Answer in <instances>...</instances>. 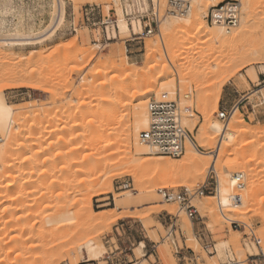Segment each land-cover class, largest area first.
<instances>
[{
  "label": "rangeland",
  "instance_id": "obj_1",
  "mask_svg": "<svg viewBox=\"0 0 264 264\" xmlns=\"http://www.w3.org/2000/svg\"><path fill=\"white\" fill-rule=\"evenodd\" d=\"M7 1L0 0V7L3 8V5L4 8H13L14 11L5 15L7 30L4 33H7V36L13 35V31L19 25V29L27 32V34H32L34 37L35 35H42V39L46 40L35 46L5 48L0 56V95L5 98L7 103L16 105L17 108L25 107L30 102L34 105L37 103V106H39V109H37L41 111H33L27 116H23L24 118L22 116L18 117L19 119L16 118L15 125L19 130L15 129L11 141L6 144L0 155V164L10 165V167H6L7 171H0V181L5 184L14 176L22 178L20 184H16L11 189L13 193L9 192L12 195H6L8 193L7 189H3V193L2 191L0 192V194L2 193L1 196H10L9 198L14 196V199L10 200L6 196H3L2 199L0 198V216L4 215L2 218L0 217V222L3 223H0V248L2 249L0 250V264H77L78 262L80 264L82 260L89 259L85 253L80 251V246L89 238L95 241L100 248L102 246L103 252L105 251L102 260L92 261L95 264H123L126 260H133L139 264H237L240 260H243L244 264H251L249 262L250 256L256 255L258 250L255 246L248 245L245 241L244 234L248 233V230L245 233L244 228L236 230L232 228L230 221H239L253 229L258 237L262 239L264 247V201H262L264 199V162L263 164L260 163L264 157V152H260V154L255 156L254 151V149H260L261 145L256 144V146L247 147L245 151L241 148V142L244 139L240 136L234 137L235 142L232 147L226 148V150L221 148L217 163L218 165L221 160L233 157L232 162H227L221 171H218L219 184L230 189V195L232 196L234 187L231 184V177L235 173H243L245 175L246 188L241 192L243 198L239 205H243V200H246L247 204H245V208L242 206L243 209L245 210L249 207L253 211L241 217L239 214H233L230 217V221L224 220L218 199L215 198L216 204L214 202L213 208L208 207L209 201L205 198L215 196L206 194L205 196L193 198L192 204L199 212V220L192 222L186 213L180 210L178 204L167 203L162 197L158 196L159 189L142 192L143 185L136 182L125 164L127 150L120 141V143L118 142L119 146H117L119 147L117 155L112 160V162L116 163V166L108 170L105 179L95 181L92 186L93 189L92 187L88 189L82 187L80 189V186H82L80 185L82 184L81 182L84 181L83 184L85 185V181L87 182L89 179L88 169L95 164L94 160L90 158L86 162L83 161L85 156L91 153V150L89 148L90 138H88L90 134L89 130H87L90 128L89 123L88 120L82 122V117L84 113L88 112L86 107L89 108V106L86 105H96L97 108L117 106L112 117L114 122H111L112 127L109 126V128L115 129V131L113 130V134H115L113 138L118 140L121 131L119 128L125 125L123 121L127 120L126 117L128 118L131 114V107L134 101L133 94L142 92L147 88L149 89L153 85L159 87V81L174 78L177 86L175 92L179 89L182 94H186L189 91L193 92L192 99L184 100L182 98L181 103L183 106H191L193 108V112L187 116L188 120H193L192 128L189 125L185 126L192 133L195 143H197L198 136L207 133L211 122H218L223 127H230V124L232 125L234 122L233 117H230L227 122L221 121L218 117L223 110L222 105L226 104L228 110L231 111L232 107L239 104L242 100L244 101L242 103L244 110L235 109L240 119L251 129H259L264 132V0L252 1L249 12L245 11L243 0H233L241 2V22L234 29L242 27V30H240L242 34L233 44L231 50H229L230 47L226 50V54L229 55V52L234 53L237 50H243L250 57L232 65L226 64V67H223V64L227 59L225 57L222 61L217 59L218 52L213 53L214 45L205 43L206 41H203L204 38L198 35L193 28L173 30L165 36L164 43L167 45L168 57L165 56L161 42L156 46L157 52L161 54H158V57H161L156 60L147 59V37L159 34L160 25L166 19L182 16L167 17L160 23L159 29L155 30L153 35L147 36L144 22L135 21L131 23L124 16L125 7L128 8L129 5H134V2L131 1ZM57 1L62 2L63 18L58 25L59 27L57 26V29H55L53 26H55L56 18L61 8L60 3ZM222 1L224 3L231 0ZM160 2L161 15H163L167 10V0H160ZM90 4L101 5L105 15H108L111 9L116 10L118 19H124L131 29L129 35H124L119 29L110 28L111 37L117 38L107 41L102 31L104 29H92L85 26L81 13L82 9ZM141 5L143 12L148 13L152 10L151 0H143ZM196 8L197 4L194 1L190 12H197L195 11ZM209 12L210 10L207 15L203 16V21H208ZM73 21L75 22L76 31L71 28ZM242 24L243 26H241ZM211 27L212 29L215 28L212 24ZM51 30L55 31L49 32ZM115 30H119L118 35H116ZM133 31L139 34V39L133 35ZM143 32L145 35L142 34ZM121 36L127 38L123 39ZM98 45H104L105 49L101 50ZM226 54L224 55L227 56ZM112 57L115 58L111 59ZM196 57L198 59L195 60ZM173 61L176 65L178 64L176 70L184 72V75L181 74L178 78L176 71H173L168 74L169 76L166 74V76L162 77L163 71L167 70L168 67L170 69V62L173 63ZM121 62H126L129 69L117 67L114 71L103 74L96 80L105 83L104 93L98 96H72L73 93L75 94L73 87L75 89L76 86L77 89L81 85H85L90 88L95 82L93 79L80 82L82 73L85 72L89 76L100 65L103 66L110 63L118 66ZM219 62L223 70H219L218 64L215 65V63ZM38 63L39 65L43 64L40 67L43 66L44 68L45 66L43 80L41 77L32 78L29 76V71L32 69L36 70L39 67L38 65L35 66ZM197 64L198 66L201 65V68L197 67ZM149 67H151L152 71ZM195 67L196 69L194 70ZM197 68L198 71L200 70L199 72L196 71ZM251 71H255L258 74L259 78L257 80L250 76ZM87 76L86 78H88ZM125 76L130 77L125 81ZM30 80L36 83L43 81L44 89L37 91L25 87V84L20 86L21 83H27ZM115 81H118L117 83L120 86L125 87L126 85L127 88H123V92H119V89L110 92V86ZM17 82L20 84L17 85ZM66 84L67 86H65ZM69 84H72V86ZM68 86H70L69 89L67 88ZM220 87L222 88V95L217 107H215L216 101L213 99L206 103V107L199 105L198 98H200V93L202 96L203 93L206 94V91L214 96V93H217ZM72 90L73 92H71ZM157 94L154 93L147 99V107L148 102L156 98ZM80 107L83 108L79 111L78 108ZM205 111L206 114L209 112L211 119L207 120ZM78 113L83 115L81 116ZM77 114L78 118L81 117V120L77 118ZM90 119L104 121L105 118L101 112H95L90 115ZM119 119H121L120 123H117ZM77 120L81 122L78 121L77 123ZM72 125H74V129ZM86 125L88 126L86 127ZM60 129L67 131L64 132ZM31 131L32 133H30ZM1 141L2 139L0 138V146L3 145ZM220 142L221 136L217 138V141L213 142L210 148L198 147L200 152L204 154H202V158L205 162L210 163L211 168L215 162ZM81 143L83 147H81ZM116 143L115 141L114 147H116ZM12 146L13 148H11ZM186 154L187 149L185 155L181 158L165 157L164 159L173 163H182ZM250 156L253 157L254 162H251L249 167L244 166V164L238 165L245 157ZM54 159H56L55 162ZM27 160L29 161L28 163ZM262 161H264V158ZM258 164L262 165L258 166ZM11 165L13 166L11 167ZM83 166L86 167L84 168ZM211 168L205 180H200V177L195 178L192 175L188 177V175L185 179H178V181L182 180L181 183H178L177 180L173 181L175 183L169 182L168 187L164 189L173 191H182L184 189L199 190L205 183L213 182L208 177ZM31 169L34 171L43 170L46 173L41 176L42 178L34 177L30 182L27 178ZM252 169H256V171L251 172ZM85 172L86 174H84ZM2 173L4 174L2 175ZM253 173L256 174L254 175ZM25 181L27 182L26 184ZM183 184L185 185L183 186ZM100 189L104 190L103 192L105 193L97 194ZM5 198L6 200L8 198L9 202H5ZM90 204L95 212L93 215L89 208ZM170 207L175 208L176 213H170L166 210ZM214 211L215 215L213 214ZM224 212L226 214L227 210L225 209ZM82 215L85 216L83 217ZM217 215L222 217L221 222L215 221L216 219L218 220ZM233 216L235 219H233ZM1 219H4L5 222ZM91 223L92 225H90ZM18 225L19 227H17ZM172 225L174 226L173 228L170 227ZM171 232L173 236L169 237ZM70 233L72 235L68 236ZM201 234H204V238L200 237ZM222 242H228V246L219 255L218 246ZM206 243L216 246V252L213 255L205 252L204 246ZM142 244L144 247L140 250ZM241 249L243 255L245 254L243 258L240 255L241 253H239ZM189 250L194 252V255H192L193 261L183 259V256ZM25 258L27 259L25 260Z\"/></svg>",
  "mask_w": 264,
  "mask_h": 264
},
{
  "label": "bare ground",
  "instance_id": "obj_2",
  "mask_svg": "<svg viewBox=\"0 0 264 264\" xmlns=\"http://www.w3.org/2000/svg\"><path fill=\"white\" fill-rule=\"evenodd\" d=\"M4 1H7V0H4ZM10 0H8L7 2H9ZM12 1V0H11ZM156 3L160 2V0H154ZM195 3L197 4V8L195 11L197 12H189L185 15H183L182 17H174V18H170V19H166L161 25H160V33L159 34H155L153 36H148L147 39H146V44H147V47H148V53L146 54L147 55V59L148 60H156L160 57H158V54L161 55L159 52H157V48L156 46L159 45V43L162 42V45L164 47V52H165V56L168 57V54H167V45H165V36H167L171 31L173 30H178V29H195L197 34L200 35L203 39V41L205 40L206 42L205 43H211L214 45V48H213V53L215 52H218V55H217V59H220L221 61L223 60V58L225 57L227 60L224 62L223 64V67H226V64L228 65H232V64H235L237 63L238 61H241V60H245V58H248L250 57L249 54H247L246 52H243V50L241 51H236V52H229L227 55V49L229 48V50H231V47H233V44L241 37V34H242V27H238L237 29H234L235 27H233V29L231 30L232 27H227V26H222V25H214V29H212L211 27V24L208 22V21H203V16L204 15H207L208 11L212 9L213 6H216L217 4H220L222 3L223 1L222 0H194ZM210 1V3H209ZM212 1V2H211ZM254 1V0H243V2L245 3V11L249 12V8L251 7L250 4L251 2ZM256 1V0H255ZM262 1V0H261ZM58 2V1H57ZM60 3V12L58 13V16L56 18V22H55V26H53L55 29H57V26L61 23V20L63 18V8H62V5L61 3L62 2H58ZM209 3V4H208ZM10 4V3H9ZM8 5V4H6ZM3 8L0 7V31H1V34H0V56L1 54L3 53V49L5 48H13V47H25V46H31V45H37V44H41L43 43L46 39H42V35L40 36H36L35 37L32 35V34H27V32H24L22 30L19 29V25H15L16 28L15 30L13 31L14 34L13 35H8L7 36V33L5 34L4 31L7 30V22L5 20V15L14 11L13 8H10V7H5L2 5ZM245 12V13H246ZM247 14V13H246ZM247 18V17H246ZM247 20V19H245ZM247 22V21H246ZM210 24V25H209ZM245 24V22H244ZM10 25V24H9ZM213 26V25H212ZM243 26V24L241 25ZM59 27V26H58ZM119 30L121 31V33H123L124 35H129L131 29L129 28V26L125 23L124 19H119ZM55 30H51L49 32H54ZM181 31V30H180ZM189 32V30H188ZM195 32V31H194ZM11 33V32H10ZM39 33V32H38ZM120 33V34H121ZM183 33V32H181ZM192 33V32H191ZM48 34V33H47ZM122 34V35H123ZM195 34V33H194ZM46 35V34H45ZM49 36V35H48ZM122 37V36H121ZM126 37V36H124ZM130 37V36H129ZM196 37V36H195ZM199 37V36H198ZM47 38V37H46ZM123 38V37H122ZM120 38V39H122ZM127 38V37H126ZM126 38H123V39H126ZM123 41V40H122ZM121 41V42H122ZM122 44H124V42H122ZM210 44V46H211ZM105 45V44H104ZM104 45H101L98 47L103 50L105 49V46ZM124 46V45H123ZM123 48V47H122ZM226 51V52H225ZM103 52V51H102ZM212 53V51H210ZM209 52V53H210ZM199 53V52H198ZM210 53V54H211ZM231 53V55H230ZM209 54V55H210ZM224 54H226L227 56H225ZM177 55V54H176ZM175 55V57H176ZM207 55V54H206ZM213 55V54H212ZM98 57V56H97ZM163 57V56H162ZM222 57V58H221ZM115 57H112L111 59H113ZM204 58V57H203ZM207 58V57H205ZM98 59V58H96ZM95 59V60H96ZM198 59L197 57L195 58V60ZM94 60V61H95ZM169 60V59H168ZM175 60V59H174ZM194 60V62H195ZM250 60H253V59H250ZM257 60V59H256ZM220 61V62H221ZM198 62V61H196ZM215 62V61H214ZM220 62L219 63H215V65L218 66L219 70H223V67L220 66ZM200 63V62H199ZM198 63V64H199ZM202 63V62H201ZM247 63V62H246ZM194 64V63H193ZM197 64V67L201 68L200 66H198ZM38 65L39 67H35L36 70H31L29 71V76L30 77H41V79L43 80V76L45 74V66L43 68V66L40 67V65H43L42 63L39 65L38 64H35V66ZM178 65V64H177ZM174 61L173 63L170 62V69L168 67L167 70H164L163 71V74H162V77L166 76V74H170L172 73L173 71H176V74L179 78V75L181 76L184 75V72H179L176 70V66H177ZM192 65V64H191ZM128 65L126 64V62H121V64H119L118 66H114V65H111L110 63L108 64H105V65H100L98 66L99 68L95 69L89 76H87L84 73H82L80 75V82H86L88 79H93L95 80V82L92 84V86L89 88L85 85H81L80 87H78L76 89V86H75V89L73 87V90H75V94L73 93V95L75 96H85V95H89V96H98L99 94H102L104 93V86H105V83L103 82H98L96 81L97 79H99L103 74H108L109 72H112L114 71L117 67L121 68V69H126L128 68L127 67ZM195 66V65H194ZM154 67V66H153ZM129 69V68H128ZM149 69L151 70V67H149ZM196 69V67L194 68V70ZM154 70V68H153ZM193 70V69H192ZM23 71V70H22ZM131 71V70H130ZM152 71V70H151ZM183 71V70H182ZM198 71V68L197 70ZM200 71V70H199ZM198 71V72H199ZM204 71V70H203ZM134 72V71H132ZM135 73V72H134ZM197 73V72H196ZM203 74V73H202ZM208 75V74H207ZM86 76L88 78H86ZM132 76V75H131ZM169 76V75H168ZM192 76V74H191ZM194 76V75H193ZM199 76V75H198ZM250 76L257 80L258 79V75L255 71H251L250 72ZM79 77V76H78ZM130 76H125V81L129 78ZM201 77V76H200ZM250 77V78H251ZM207 78V76H206ZM200 79V78H199ZM202 79V78H201ZM67 80V79H66ZM124 81V80H123ZM179 81V80H178ZM70 82V81H69ZM118 82V81H117ZM116 81L114 82V84H112L110 86V89L109 91L112 92V91H118L119 92H123V88L125 89L124 86H120L118 85ZM66 83H68V81H66ZM178 83V82H177ZM202 83V82H201ZM17 85L20 84L19 82L16 83ZM23 84H25L24 86L29 88V89H33V90H39V91H42L44 89V82H40V83H36V82H32L30 80V82L28 81L27 83H21L20 86H23ZM159 84L160 86L159 87H156V85H153L151 86V88H147L146 90H141L142 92H135L133 95V105L131 107V114L130 116L125 120L123 121L125 123L124 126H122L121 128V131L119 133V137H118V140L114 139L113 136L115 134H113V130L115 131V129H112L111 127V122L114 120L112 117H113V113L114 111L116 110V107L115 105H113V107L109 106V107H106V106H102L101 108H97L96 105H86V106H89V108L86 107V109H88V112H86V114L84 113V116L82 117L83 120H88V123H89V134L90 136L88 138H90L89 140V148L91 150V153L87 156L82 157L84 158L83 161L86 162L90 159L94 160L95 164L92 165L89 169H88V166H87V169H88V173H89V179H85L87 180V182L85 181V185L83 184V182H81L82 186H80L82 189V187L84 189H88L90 187L93 186L94 182L97 180H103L106 178L107 174H108V170L110 168H114L116 166V163L112 162L113 158L117 155V152H118V149L119 147V144L118 142L120 141L121 144L124 145V148L127 150V155H126V160H125V164L127 165V167L129 168V172H130V175L133 176V178L136 180L137 183L143 185V190L142 192H150V191H154L156 189H164V188H167L168 187V183H172L174 180H177L178 183H181V181H178V179L180 178H184L187 177H191L190 175H192L193 177L195 178H198L200 177L201 179L200 180H205L207 175H208V171L209 169L211 168L210 167V163L209 162H205V160L202 158V154L200 152V150L198 149V147H201V148H210V146H212L213 142L217 141V138H219V136H221V142L219 144V147H218V151H217V154L215 156V162L212 166V168H215L217 170V172L226 165L227 162H232L233 161V157H228V158H225L223 160L220 161V164L217 165L218 161H219V153L221 151V148H224V150H226V148H230L232 147V145L234 144V137H237V136H240L241 138H243L244 140L241 142V148H243V150L246 151V148L247 147H251V146H256V144H259L261 145V148L260 149H254L255 151V156L257 154H260V152H264V132L260 131L259 129L255 130V129H251L249 126L245 125L243 123V121L240 119V116L238 115V113L236 112V110L234 109L232 111V115L231 117H233V124L231 125L230 124V127H223V125L219 124L218 122H211L210 123V126L209 128L207 129V133H205L204 135H200L197 137V143L194 142V139L193 140H190L188 143H187V154H186V157L185 159L183 160L182 163H173V162H170L169 160H165L164 158L166 156H157L156 153H154V151L145 146V145H142L139 143L138 141V135L141 131L143 130H146L148 128V125H149V113H148V107H147V99L150 98V96H152L154 93H158L157 94V97L161 98L163 95H169L170 97L174 98L175 97V89H176V82L174 80V78L172 79H166V80H163V81H159ZM199 84V83H198ZM14 85V84H13ZM12 85V87H13ZM72 86V84H69ZM79 85V83H78ZM207 85V84H206ZM67 86V84L65 85ZM201 86V85H199ZM9 87H11L9 85ZM15 87V86H14ZM70 86H68L67 88L69 89ZM179 87V86H178ZM205 87V85H204ZM121 88V89H120ZM127 88V87H126ZM160 90H159V89ZM199 88V87H198ZM208 88V86H207ZM158 89V90H157ZM73 90L71 92H73ZM205 90V89H204ZM201 91L203 92V90L201 89ZM161 92H163V94H161ZM199 92V91H198ZM206 94L203 93V95L201 96V93H200V98H198V103L200 106H205L206 107V103L210 100H215L216 101V106H218V103H219V100L221 98V95H222V88L220 87V89L218 90L217 93H214L215 95L213 96V94H208L206 91H205ZM156 96V95H155ZM156 97V98H157ZM132 99V100H133ZM214 101V102H215ZM132 102V101H130ZM191 103V101H189ZM149 103V102H148ZM84 104V103H83ZM83 104H81L82 106H84ZM79 107V106H78ZM39 109V106H37V103L36 105H34L32 102L28 103L27 106L25 107H22V108H17V106L15 105H11L9 103H7V101L5 100V98L0 95V138L2 139L1 142H3L0 146V155L2 154L1 152H3V149L4 147L6 146V144H8L12 137H13V132L15 131V129L19 130V128H16V118L20 117V116H27V114L29 113H32L33 111H36ZM83 108V107H82ZM81 107L78 108L79 111L80 109H82ZM237 109V108H236ZM40 110H38L39 112ZM78 111V112H79ZM41 112V111H40ZM95 112H101V114L103 115V117L105 118L104 121L102 120H89L90 118V115L92 113H95ZM81 113V112H80ZM192 113V112H191ZM190 113V114H191ZM209 113V112H208ZM206 114V111H205V116L207 117V120L208 119H211V115L210 114ZM79 114V113H78ZM78 114H77V118H78ZM81 115V114H79ZM83 115V114H82ZM81 115V116H82ZM24 118V117H23ZM115 118V117H114ZM19 119V118H18ZM81 120V117L78 118ZM26 120V119H25ZM24 120V121H25ZM74 120V119H73ZM80 120H77V123L78 121ZM120 120L117 122V123H120ZM18 121V120H17ZM58 121H60L58 119ZM192 121L193 120H188V117L185 119V125H189L190 128H192ZM19 122V121H18ZM81 122V121H80ZM87 122V121H86ZM114 122V121H113ZM116 122V121H115ZM76 123V124H77ZM123 123V124H124ZM81 124V123H80ZM21 125V124H20ZM19 125V126H20ZM79 125V124H77ZM18 126V125H17ZM66 126V125H65ZM71 126V125H70ZM74 125H72V128H73ZM88 125H86L87 127ZM109 126H111L109 128ZM81 127V126H80ZM64 128V127H63ZM70 128V127H69ZM75 128V127H74ZM73 128V129H74ZM24 129V128H23ZM77 129V128H76ZM62 130V129H60ZM67 130L69 131V129L67 128ZM65 130V131H67ZM112 130V131H111ZM54 131V130H53ZM64 131V130H62ZM64 131V132H65ZM74 131V130H73ZM23 132V131H22ZM55 132V131H54ZM57 132V130H56ZM71 132V131H70ZM32 133V131L30 132ZM44 133V132H43ZM47 133V132H46ZM52 133V132H51ZM63 133V132H62ZM117 133V132H116ZM36 134V133H35ZM54 134V133H53ZM113 134V135H112ZM24 135V134H23ZM40 135V134H39ZM17 136V134H16ZM69 136V135H68ZM71 136V135H70ZM73 136V135H72ZM33 137V136H32ZM115 137V136H114ZM45 138V137H44ZM43 138V139H44ZM27 139V138H26ZM15 140V139H14ZM31 140V139H30ZM71 140V139H70ZM39 141V140H38ZM41 141V140H40ZM117 142L116 143V147L114 142ZM13 142V141H12ZM17 142V140H16ZM27 142H30V141H27ZM86 142V143H87ZM119 142V143H120ZM12 144V143H11ZM71 144V143H70ZM134 144V146H133ZM22 145V144H21ZM30 145V144H29ZM79 145V144H78ZM82 145V143H81ZM26 146V145H25ZM36 146V145H34ZM80 146V145H79ZM236 146V145H235ZM9 147V145H8ZM15 147V146H14ZM83 147V145L81 146ZM80 147V148H81ZM85 147V146H84ZM13 148V146L11 147ZM239 148V147H238ZM255 148V147H254ZM257 148V147H256ZM259 148V147H258ZM6 149V148H5ZM18 149V148H17ZM20 149V148H19ZM27 149V148H26ZM74 150V149H73ZM78 151V150H77ZM41 152V151H40ZM68 152V151H67ZM10 153V152H8ZM7 153V154H8ZM17 153V152H16ZM42 153V152H41ZM70 153V152H69ZM75 153V152H74ZM73 153V154H74ZM6 154V153H4ZM3 154V155H4ZM26 155V154H25ZM68 155V154H67ZM185 155V154H184ZM204 155V154H203ZM39 156V155H38ZM59 156V155H58ZM57 156V157H58ZM153 156H156V157H153ZM233 156V155H232ZM254 156V155H253ZM4 157V156H3ZM9 158V154L7 156ZM11 157V156H10ZM13 157V156H12ZM7 158V159H8ZM14 158V157H13ZM34 158V157H32ZM81 158V159H82ZM155 158V159H154ZM170 158V157H168ZM205 158V157H204ZM262 158V157H261ZM264 158V157H263ZM262 158V160H263ZM6 159V158H5ZM12 159V158H11ZM15 159V158H14ZM17 159V158H16ZM58 159V158H57ZM56 159H54V162H55ZM257 160V159H256ZM260 160V159H259ZM258 160V161H259ZM260 161V163L263 164L264 161ZM4 161V160H3ZM2 161V162H3ZM43 161V160H42ZM79 161V160H78ZM19 162V161H18ZM21 162V161H20ZM29 161L27 160V163ZM251 162H254L253 161V157L250 156V157H245L243 159V161H240L238 165H242L244 164V166H247L249 167L250 163ZM4 163V162H3ZM8 163V162H7ZM10 163V162H9ZM26 163V164H27ZM33 163V162H32ZM82 163V161H81ZM11 164V163H10ZM30 164V163H29ZM78 165V163H76ZM80 164V163H79ZM86 164V163H84ZM257 164V163H256ZM260 164V165H262ZM2 165V164H0ZM4 165V164H3ZM1 166L0 167V171H7L6 170V167H10L9 164H5L4 166ZM6 165H9V166H6ZM81 165V164H80ZM258 164V166H260ZM13 165H11L12 167ZM28 166V165H27ZM37 166V164H36ZM40 166V165H39ZM47 166V165H46ZM24 167V166H23ZM30 167V166H29ZM75 167V165H74ZM84 168L86 166H83ZM255 167V166H254ZM253 167V168H254ZM262 167V166H261ZM18 168H19V165H18ZM25 168V167H24ZM38 168V167H37ZM49 168V167H48ZM51 168V167H50ZM211 168V170H212ZM8 169V168H7ZM23 169V168H22ZM43 169V168H42ZM81 169V168H80ZM83 169V168H82ZM13 170V168H12ZM49 170V169H48ZM76 170V169H74ZM256 169H252L251 172H255ZM33 170L31 169L30 172H29V176H28V181L32 180L34 177H38L40 178L41 176H44L45 175V171H41V170ZM80 171V170H79ZM77 171L79 174L80 172ZM15 172V171H13ZM52 172V171H51ZM76 172V171H75ZM258 172V171H257ZM5 173V172H4ZM2 173V175L4 174ZM210 173V172H209ZM260 173V172H259ZM1 174V173H0ZM73 174V173H72ZM76 174V173H75ZM86 174V172L84 173ZM254 174V173H253ZM256 174V173H255ZM254 174V175H255ZM21 175V174H19ZM48 175V174H47ZM46 175V176H47ZM258 175V174H257ZM76 176V175H75ZM12 177V176H11ZM209 177V176H208ZM231 177V176H230ZM6 178V177H5ZM42 178V177H41ZM45 178V177H44ZM219 178V177H218ZM233 178V177H231ZM21 177H13L8 183H3L0 181V192L2 191L3 193V189H7L8 193L7 194H11L13 193L11 191V189L13 187L16 186V184H20L21 182ZM183 179V180H184ZM7 180V179H6ZM38 180V179H37ZM189 180V179H187ZM208 180V179H207ZM27 181V180H26ZM25 181V184L27 183ZM172 181V182H171ZM31 182V181H30ZM29 182V183H30ZM176 182V183H177ZM187 182V181H186ZM185 182V183H186ZM261 182V181H260ZM264 182V180H263ZM67 183V182H66ZM70 183V182H69ZM175 183V182H173ZM24 184V183H23ZM138 184V186H139ZM233 184V183H231ZM75 185V184H74ZM176 185V184H175ZM179 185V184H178ZM185 184H183L184 186ZM264 185V183H263ZM26 186V185H25ZM137 186V187H138ZM171 186V185H170ZM264 187V186H263ZM24 188V187H22ZM229 188V187H228ZM93 189V187H92ZM18 190V189H17ZM82 191V190H81ZM104 190L100 189L99 191H97V194H100L102 193ZM108 191V190H107ZM11 192V193H9ZM2 193L0 194V196L2 195ZM105 193V192H103ZM16 194V193H15ZM6 195H3V196H6ZM12 195V194H11ZM158 195V193H157ZM1 196L0 198L2 199ZM21 196V194H20ZM159 196V195H158ZM8 197V196H6ZM10 197V196H9ZM8 197V198H9ZM6 200L5 198V202H9L10 199H14V196H12L11 198H9V200ZM22 198V197H21ZM91 198V197H90ZM215 198L218 199L219 201V206H220V209H221V213H222V217L224 218V220H228L230 221V217H232L231 215L233 214H239V216L241 217L242 215H247L249 213H251L253 210L250 209L249 207L246 208L245 210L243 209V207L245 206L246 203V200H243V205H239V204H236L233 202L232 200V196L230 195V189H227L225 187H223L221 184L219 185V190H218V196L217 197H207L205 199H207L209 202L207 204L208 207H214V200ZM4 199V198H3ZM16 200V199H15ZM251 200H252V197H251ZM253 200H255V198H253ZM2 201V200H1ZM90 201V200H89ZM262 201H264V199H262ZM3 202V201H2ZM1 202V203H2ZM4 202V203H5ZM12 202V201H10ZM15 202V201H14ZM16 203V202H15ZM90 203V202H89ZM216 204V202H215ZM249 205V204H248ZM18 206V205H17ZM243 206V207H242ZM26 207V206H25ZM247 207V206H246ZM23 208V207H22ZM21 208V209H22ZM90 211L92 213V215L95 213L94 212V209L92 207V205L90 204ZM161 208V207H160ZM226 209L227 210V213L225 214L224 210ZM245 208V207H244ZM11 209V208H10ZM13 210H15L13 208ZM27 210V209H26ZM166 210H168L170 213H176V209L173 208V207H170V208H167ZM215 210V208H214ZM3 211V210H2ZM213 211V210H212ZM4 212H5V209H4ZM6 213V212H5ZM133 213V212H132ZM149 213V212H148ZM215 213V211L213 212V214ZM7 214V213H6ZM134 214V213H133ZM138 214V213H137ZM140 214V213H139ZM150 215V214H149ZM212 215V214H211ZM215 215V214H214ZM4 216V215H3ZM2 216V217H3ZM83 217L85 215H82ZM136 216V215H134ZM141 218H142V215L140 214ZM139 216V217H140ZM143 216H144V213H143ZM147 216V215H146ZM238 216V217H239ZM264 216V214H263ZM1 217V216H0ZM1 217V218H2ZM26 217V216H25ZM92 217V216H91ZM95 217V216H94ZM138 217V215H137ZM221 216L220 215H217V218L218 220L216 219L215 221H218V222H221V219L222 217L220 218ZM5 218V217H4ZM12 218V217H11ZM144 218V217H143ZM147 218V217H146ZM150 218V217H148ZM237 218V217H236ZM263 218V217H262ZM7 219V218H6ZM28 219V218H27ZM101 219V218H100ZM140 219V218H139ZM233 219H235V217L233 216ZM264 219V218H263ZM2 220V219H1ZM4 220V219H3ZM2 220V221H3ZM91 220V219H90ZM141 220V219H140ZM144 220V219H143ZM150 220V219H149ZM223 220V221H224ZM94 221V220H92ZM99 221V220H97ZM96 221V222H97ZM222 221V222H223ZM5 222V220H4ZM9 222V221H7ZM91 222V221H90ZM95 222V223H96ZM1 223V222H0ZM3 224V223H1ZM5 224V223H4ZM97 224V223H96ZM11 225V224H10ZM92 225V223L90 224ZM99 225V224H97ZM7 226V225H6ZM5 226V227H6ZM15 226V225H14ZM96 226V225H95ZM189 226V225H188ZM1 227V225H0ZM19 227V225L17 226ZM23 228V227H22ZM26 228V227H25ZM91 228V227H90ZM19 229V228H17ZM1 230V229H0ZM16 230V229H14ZM23 231V230H21ZM25 231V230H24ZM30 232V231H29ZM41 233V232H40ZM22 234V233H21ZM42 235V234H41ZM72 235V233L68 234V236ZM5 236V235H4ZM43 236V235H42ZM93 238V237H92ZM5 239V238H4ZM24 239V238H23ZM42 239V238H41ZM26 240V239H25ZM15 241V240H14ZM19 241V240H18ZM6 242V241H5ZM20 242V241H19ZM23 242V241H22ZM1 244V243H0ZM196 244V242H195ZM4 245V244H3ZM6 246V245H5ZM22 246V245H21ZM197 246V245H196ZM227 246H228V242H222L219 244L218 246V253L219 255H221L222 251L224 249H227ZM1 247V245H0ZM143 244L141 245L140 247V250L141 248H143ZM102 248V246H101ZM95 241H93L92 239L89 238V240H87L85 243H83L81 246H80V251H82L83 253H85L87 256H88V261H99V260H102V258L104 257V252H103V249H101ZM5 249V248H4ZM139 249V248H138ZM0 250H2L0 248ZM11 250V249H10ZM139 251V250H138ZM81 252V253H82ZM239 253H241L240 255H242L241 257L243 258L244 255H243V251L242 249L239 251ZM17 254V253H16ZM10 255V254H9ZM218 255V254H217ZM7 256H8V253H7ZM17 256V255H16ZM26 256V255H25ZM240 257V259H242ZM27 258H25L26 260ZM39 259V258H38ZM22 260V259H21ZM245 260V259H244ZM3 261V260H2ZM245 262L242 260H240V262H238L237 264H244ZM2 264V263H1ZM29 264V263H28ZM79 264V262L77 263ZM230 264V263H229ZM232 264V263H231Z\"/></svg>",
  "mask_w": 264,
  "mask_h": 264
},
{
  "label": "built area",
  "instance_id": "obj_3",
  "mask_svg": "<svg viewBox=\"0 0 264 264\" xmlns=\"http://www.w3.org/2000/svg\"><path fill=\"white\" fill-rule=\"evenodd\" d=\"M125 1V0H121ZM134 2V5H129L124 9V16L129 22H144L145 34L153 35L154 31L159 29L160 23L169 16H183L189 13L192 9L194 0H167V10L161 15V2H152V10L150 12H143L141 10V3L143 0H127ZM140 3V4H139ZM134 7V8H133ZM241 2L228 1L218 6L213 7L208 15V22L212 25H222L227 27H237L241 22ZM82 21L85 26L92 29H104V38L107 41L116 39L117 37H111L110 28H118V14L116 10H110L108 15H105L104 9L101 5H87L82 9ZM75 22L71 24V28L75 30ZM98 31V30H94ZM118 35L119 30H115ZM144 34V32L142 33ZM144 34V35H145ZM133 35L138 37L133 31ZM136 39V38H135ZM264 82V81H263ZM193 92L189 91L186 94H182L179 89L176 92L174 98L169 95H163L161 98H154L148 104L149 113V125L146 130H143L138 135V141L140 144L151 148L156 155H162L170 158H181L186 153L187 143L193 140V135L186 128L184 122L187 116L193 112L191 106H183L181 103L182 98L184 100L192 99ZM244 101L242 100L231 111L222 110L218 117L221 121H229L232 111L238 109ZM232 183L234 187V193L232 194V200L236 204L242 202L241 192L245 190V175L243 173H235L232 175ZM209 178L213 180L212 183H205L199 190L191 191L184 189L182 191H173L168 189H159L158 195L162 197L167 203H176L180 206V210L185 212L188 218L195 222L199 220V212L192 201L196 196H205L206 194L218 196L219 190V178L218 172L215 168H212L209 173ZM171 221V219H170ZM232 228L240 230L244 228V233L248 230V233L244 234L245 241L248 245H253L257 248L258 253L250 256L249 262L251 264H264V247L263 241L258 237L256 232L244 225L239 221H230ZM173 228L174 226H170ZM171 232L169 237H172ZM204 238V234L200 235ZM206 253L213 255L216 252V246L210 243H206L204 246ZM192 255L194 252L189 250L183 259L193 261ZM80 264H95V262L82 260ZM123 264H139L126 260Z\"/></svg>",
  "mask_w": 264,
  "mask_h": 264
},
{
  "label": "crops",
  "instance_id": "obj_4",
  "mask_svg": "<svg viewBox=\"0 0 264 264\" xmlns=\"http://www.w3.org/2000/svg\"><path fill=\"white\" fill-rule=\"evenodd\" d=\"M258 75V74H257ZM259 78V77H258ZM235 107V106H234ZM234 107H232V109L234 108ZM222 109H224V110H227V111H230V110H228V107L226 106V104H224V105H222ZM231 109V110H232ZM239 110L241 111H243L244 110V107H242V104L240 105V107H239ZM185 260V259H184Z\"/></svg>",
  "mask_w": 264,
  "mask_h": 264
}]
</instances>
